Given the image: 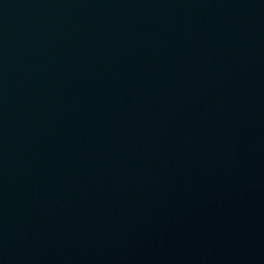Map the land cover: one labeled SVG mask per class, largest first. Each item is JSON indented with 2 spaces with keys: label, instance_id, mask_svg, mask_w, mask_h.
Listing matches in <instances>:
<instances>
[{
  "label": "water",
  "instance_id": "water-1",
  "mask_svg": "<svg viewBox=\"0 0 264 264\" xmlns=\"http://www.w3.org/2000/svg\"><path fill=\"white\" fill-rule=\"evenodd\" d=\"M0 264H264V0H0Z\"/></svg>",
  "mask_w": 264,
  "mask_h": 264
}]
</instances>
